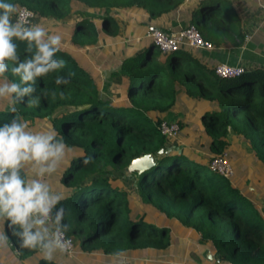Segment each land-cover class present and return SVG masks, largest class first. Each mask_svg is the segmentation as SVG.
Returning <instances> with one entry per match:
<instances>
[{
  "label": "trees",
  "instance_id": "1",
  "mask_svg": "<svg viewBox=\"0 0 264 264\" xmlns=\"http://www.w3.org/2000/svg\"><path fill=\"white\" fill-rule=\"evenodd\" d=\"M12 2L18 13L28 10L48 32L61 36L56 56L66 66L36 79L37 104L30 107L25 97L12 114L7 110L10 100L2 99L0 124L19 115L32 130L43 131L38 126L50 122L51 130L68 146L59 173L65 199L58 205L66 209L65 223L70 225L66 236L86 252L119 256L149 251L161 256L172 245L167 225L178 223L212 246L213 262L205 258L196 264H264V68L245 69L234 79L221 78L216 67L200 61L189 47L161 54L148 37L143 52L124 57L100 85L69 49H97L105 38L117 36L120 12L138 10L156 20L177 11L185 0ZM209 2L202 3L199 19L185 28L195 26L213 47L222 44L214 36L229 32L242 43L239 19L221 15L220 0ZM23 49L21 44V53ZM57 76L69 83L57 85ZM118 77L125 94L112 98L111 82ZM180 92L207 107L199 118L202 133L191 128L193 123L185 124L174 146L158 125L176 112ZM230 137L243 145L252 165L241 163L238 151L243 148L232 144ZM200 149L206 151V159ZM224 153L234 170L231 180L209 169L210 161ZM147 154L154 157L155 166L142 174L130 173L136 178L131 193L120 175L128 174L133 159ZM86 158L88 164L83 162ZM248 168L253 170L251 181H238ZM0 232H6L3 222ZM0 264L56 263L45 260L38 250L20 249L11 238L0 246Z\"/></svg>",
  "mask_w": 264,
  "mask_h": 264
},
{
  "label": "clouds",
  "instance_id": "2",
  "mask_svg": "<svg viewBox=\"0 0 264 264\" xmlns=\"http://www.w3.org/2000/svg\"><path fill=\"white\" fill-rule=\"evenodd\" d=\"M17 13L12 0H0V99L10 100L7 110L12 114L18 112L16 105L25 97H29L30 107L38 103L40 97L33 95L37 78L66 66L56 56L61 36L49 34L42 24L17 18ZM6 73L18 80L9 79ZM72 75L68 73V77ZM55 83L66 85L69 79L57 76ZM67 147L56 131L32 130L19 115L0 124V222L6 225V232H0V246L14 238L20 249L38 250L48 261L57 252L70 250L66 209L58 207L65 196L44 179L57 172ZM83 162L88 164L90 159Z\"/></svg>",
  "mask_w": 264,
  "mask_h": 264
},
{
  "label": "crops",
  "instance_id": "3",
  "mask_svg": "<svg viewBox=\"0 0 264 264\" xmlns=\"http://www.w3.org/2000/svg\"><path fill=\"white\" fill-rule=\"evenodd\" d=\"M209 1L210 0H185L177 11L156 20L150 19L146 13L138 10L120 12L127 14L129 16L127 18L129 21L126 22L128 23L127 27H120L118 20L120 19L121 23H125V19L121 17L116 18L120 27L117 36L105 38L102 41V45L97 49H72L70 52L75 58L84 59L89 63L93 76L96 77L100 85H103L107 72L111 71V64L116 70L119 68L121 60L124 57L134 56L143 52V38H148L147 34L151 29L156 28L165 30L170 34L177 33L185 28L190 21L196 18L199 19V7L202 3H206V5L212 4ZM219 7L223 10L220 12L221 15L230 17L232 21H235L233 16L239 19L241 30L245 36L242 43H239L234 35L229 32V34L214 36L222 43L219 47L212 46L213 48L211 50L189 47V51L209 67L226 65L230 67H239L243 70L253 67L264 68V0H220ZM34 21L33 23H38V20ZM49 33L51 34V32ZM111 58L114 59L113 63L109 61ZM125 89L126 87L123 85V79L121 77L115 78L111 82L110 92L115 95L114 98L122 97L125 94ZM179 94L178 100L180 105L184 104L186 107L178 106L176 112L169 113L163 121L177 122L181 126V131L183 125L191 123H193L191 124L192 129L194 125L197 129H200L199 118H194L190 116V114L192 110H197V114L200 113L201 115L202 111L206 109L207 106L200 102L188 100L181 92ZM200 131L202 133V130ZM180 133L177 138L168 139L170 142H174V146H177L179 143ZM173 226L175 228L179 227V230L187 234L182 237L184 239L181 238L180 240L189 241L193 239L198 241L199 238L196 235H193L189 230L181 227L180 224L175 223ZM172 245L169 249V253L161 256L156 255L155 252L149 251L134 255L111 256L104 255L100 251L95 250L83 251L79 247V244L75 242L74 254L67 255L57 252L52 260L56 264H182L181 262L175 261L183 260V257H186L183 256L184 251L181 249V255L179 254L181 257L178 258V256L175 255L178 254V252L172 253ZM208 245L210 250L207 254L204 253L202 256L200 255L198 257L199 259H189V261L184 259V261H186L187 264H196L197 262H203L206 255H208L209 258L212 257L213 249L210 244Z\"/></svg>",
  "mask_w": 264,
  "mask_h": 264
},
{
  "label": "built area",
  "instance_id": "4",
  "mask_svg": "<svg viewBox=\"0 0 264 264\" xmlns=\"http://www.w3.org/2000/svg\"><path fill=\"white\" fill-rule=\"evenodd\" d=\"M27 13H31L26 9H21L17 18L28 19L31 23L34 20V15L27 16ZM152 40L154 47L161 53L166 54L168 52L175 51L183 47H190L195 49L211 50L213 47L211 44L205 42L200 36L195 26L191 25L187 28L181 29L179 32L170 34L164 33L159 29H151L147 34ZM243 72V69L239 67H230L226 65H219L215 68V74L221 78H237ZM158 131L162 136L167 139H175L178 137L181 126L177 122L161 121L158 125ZM209 169L217 173L224 178L232 179L234 177V170L227 158V154H223L218 157H214L209 163ZM72 241L71 248L67 255H72L75 252V242L72 238L66 236Z\"/></svg>",
  "mask_w": 264,
  "mask_h": 264
},
{
  "label": "rangeland",
  "instance_id": "5",
  "mask_svg": "<svg viewBox=\"0 0 264 264\" xmlns=\"http://www.w3.org/2000/svg\"><path fill=\"white\" fill-rule=\"evenodd\" d=\"M131 16H132V14H131ZM117 17H121V18L125 19V23L124 22L121 23V20L120 19L118 20L119 23H120V27L121 26L122 27H127L128 23H126V22L129 21L127 19L129 16L127 14H124V13H119V15L117 14ZM70 19H71V17H68L65 21H69ZM33 22H35V21H33ZM200 34H201L200 36L203 37V34L201 32H200ZM149 42H150V39L143 38V45H146ZM133 43H134V41H133ZM133 43H131V44H133ZM131 44H129V45H131ZM71 50L72 49L70 48L69 49V53H71L70 52ZM153 50H155L154 52L157 53V50L155 48ZM109 61L111 63H113L114 62V59L111 58V59H109ZM79 63L81 64L82 67H84L85 69H87L89 72L93 73L92 70H91V68H90V64L87 63L84 59L83 60H80ZM112 68H113V70H115L114 69V66L111 64V68H110L111 71H113ZM111 71H109V72H111ZM109 72H107V76H105V80L107 79V77L109 75ZM110 94H111V92H110ZM110 96H112V98H113L115 95L111 94ZM3 103H4V100L0 99V104H3ZM177 105L178 106H185L184 104L180 105V103L176 104V106ZM197 112H198L197 110H195V111L192 110L190 116H192L194 118H200V113L197 114ZM38 128H42L43 131H49V130L52 129V126H51V123L50 122H47V123H43L42 125L38 126ZM195 128L197 129V127L194 125L193 126V129H195ZM200 129H199L198 132H201ZM229 141L232 144L242 146L243 149L240 150V151H238L239 152V155L238 156H239V159H240L241 163L246 164V165H252L247 160V151L244 149L243 145H241L240 142L234 140L232 137H230ZM199 151H200L199 154H201L202 158L203 159H206V151H203L202 149H200ZM196 153H198V152H196ZM230 160H231V154H230ZM59 173H61L60 167L58 168V170H57V172L55 174H53L50 177H45L44 179L46 180V182H48L52 186V188H53L54 191L60 192V193H62L64 195L65 194V187L59 181ZM27 174L30 176V172L27 173ZM252 174H253V170L251 168H248L246 170V172H245L244 175L239 174V176L237 177L238 178V181H243V180L245 181V179H248L249 180L252 177ZM120 178H121V181L125 184V186L128 187L129 191L132 193L134 191V185H135V182H136V178L135 177H131L130 173H128L126 175L121 174L120 175ZM250 181H251V179H250ZM234 183H235V180L233 181V184ZM251 184L252 183H250V185ZM167 226H169L171 228V241H172V244H173L172 245V253L178 252V254H175V255L178 256V258H180L181 257L180 256L181 255V249H182L184 251L183 252V256H186V257H183V260L175 261V262H181L182 264H187L186 261H184V259L185 260L187 259L188 261H189V259H191V260L197 259L200 255L202 256L204 253L207 254L208 251L210 250L209 249L210 247H208L209 246L208 243H203L199 239H198V241L197 240L195 241L193 239H191L189 241L188 240H180L182 237H184L187 234L184 233V232H182L181 230H179V227L178 228L177 227L175 228L171 224H168ZM182 239H184V238H182ZM191 241H193L195 243H193ZM195 244H197L198 246L195 245ZM188 256H189V258H188ZM206 260H208L209 262L212 260V262H213V259L212 258L210 259L208 255H206Z\"/></svg>",
  "mask_w": 264,
  "mask_h": 264
},
{
  "label": "water",
  "instance_id": "6",
  "mask_svg": "<svg viewBox=\"0 0 264 264\" xmlns=\"http://www.w3.org/2000/svg\"><path fill=\"white\" fill-rule=\"evenodd\" d=\"M160 153H162V150L160 151ZM153 166H155V159L151 154H147L133 159L127 167V172H136L137 174H142L143 172L151 169ZM211 258L212 257H210V259Z\"/></svg>",
  "mask_w": 264,
  "mask_h": 264
}]
</instances>
